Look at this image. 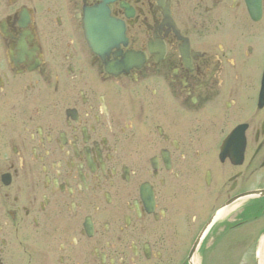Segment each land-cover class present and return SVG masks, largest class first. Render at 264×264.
<instances>
[{"label":"flooded vegetation","instance_id":"flooded-vegetation-1","mask_svg":"<svg viewBox=\"0 0 264 264\" xmlns=\"http://www.w3.org/2000/svg\"><path fill=\"white\" fill-rule=\"evenodd\" d=\"M0 264H264V0H0Z\"/></svg>","mask_w":264,"mask_h":264},{"label":"water","instance_id":"water-1","mask_svg":"<svg viewBox=\"0 0 264 264\" xmlns=\"http://www.w3.org/2000/svg\"><path fill=\"white\" fill-rule=\"evenodd\" d=\"M252 16H255L256 20L259 18V15H252Z\"/></svg>","mask_w":264,"mask_h":264},{"label":"bare ground","instance_id":"bare-ground-1","mask_svg":"<svg viewBox=\"0 0 264 264\" xmlns=\"http://www.w3.org/2000/svg\"><path fill=\"white\" fill-rule=\"evenodd\" d=\"M263 262V261H262Z\"/></svg>","mask_w":264,"mask_h":264}]
</instances>
